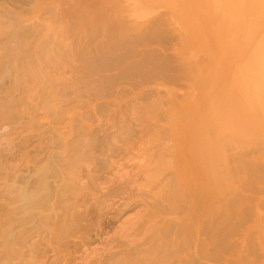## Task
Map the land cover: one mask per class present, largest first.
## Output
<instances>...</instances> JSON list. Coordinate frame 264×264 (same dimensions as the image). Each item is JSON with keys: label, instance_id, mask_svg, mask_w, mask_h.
I'll return each instance as SVG.
<instances>
[{"label": "rangeland", "instance_id": "1", "mask_svg": "<svg viewBox=\"0 0 264 264\" xmlns=\"http://www.w3.org/2000/svg\"><path fill=\"white\" fill-rule=\"evenodd\" d=\"M261 80L264 0H0V264H264Z\"/></svg>", "mask_w": 264, "mask_h": 264}, {"label": "bare ground", "instance_id": "2", "mask_svg": "<svg viewBox=\"0 0 264 264\" xmlns=\"http://www.w3.org/2000/svg\"><path fill=\"white\" fill-rule=\"evenodd\" d=\"M148 34H149V33H148ZM151 36H152V35H151ZM117 48H118V47H117ZM128 51H129V49H128ZM103 53H104V52H103ZM108 53H109V52H108ZM144 54H145V53H144ZM123 55H124V54H123ZM135 55H136V54H135ZM141 55H142V54H141ZM147 55H148V54H147ZM150 55H151V54H150ZM120 56H121V55H120ZM124 56H125V55H124ZM116 57H117V56H116ZM118 57H119V56H118ZM122 57H123V56H122ZM122 57H121V58H122ZM135 57H136V56H134L133 58H135ZM145 57H146V56H145ZM148 57H149V56H148ZM148 57H146V58H148ZM154 57H155V56H154ZM136 58H137V57H136ZM139 59H140V58H139ZM141 59H142V58H141ZM115 60H116V59H115ZM143 60H146V59H143ZM132 62H133V61H132ZM144 63H145V62H143V63L141 64V66H142ZM131 65H132V64H131ZM138 65H140L139 62H137V65H135V67L138 66ZM135 67H134V65H133V68H135ZM130 69H131V67H130ZM141 72H142V71H141ZM143 73H144V72H143ZM145 79H146V78H145ZM261 84H264V81L261 80L260 83H258V90H259V88H260L261 86H264V85H261ZM173 89H174V88H173ZM260 92H261V91H260ZM261 94H264V91H262ZM260 97H261V96H260ZM258 99H259V97H258ZM258 99H257V101H259ZM262 101H264V100H262ZM259 104H261V103H259ZM259 104H258V105H259ZM261 105L264 106V104H261ZM257 107H258V106H257ZM258 108H259V107H258ZM260 108H262V107L260 106ZM260 108H259V110H260ZM261 110H262V109H261ZM259 114H260V113H259ZM261 114H264V112L261 111ZM259 116H260V115H259ZM261 116H262V115H261ZM255 118H256V117H255ZM257 118H258V116H257ZM258 119H259V118H258ZM259 120H260V119H259ZM256 121H257V120H256ZM257 122H258V121H257ZM262 122H264V121H262ZM259 123H260V122H258V124H259ZM259 127H260V126H259ZM260 128H261V127H260ZM257 130H258V129H257ZM258 132H259V131H258ZM260 134H261V133H260ZM220 135H221V134H220ZM221 137H222V136H221ZM207 140H209V139H207ZM203 144H204V143H203ZM207 147H208V146H207ZM209 147H210V146H209ZM204 149H205V148H204ZM209 149L211 150V148H207V149H206V151L208 150V152H207V155H204V156H208V155H209V154H208V153H209ZM218 149H219V148H218ZM219 150H220V149H219ZM206 151H205V152H206ZM201 152H203V150H202ZM211 152H212V151H211ZM211 152H210V153H211ZM202 155H203V154H202ZM204 156H203V158H206V157H204ZM214 156H215V155H214ZM218 156H219V155H218ZM219 157H220V156H219ZM219 157H218V158H219ZM239 157H240V156H239ZM207 158H209V157H207ZM214 160H215V159H214ZM221 160H222V158H221ZM216 161H217V160H216ZM210 162L212 163V161H210ZM217 163H218V162H217ZM210 165H211V164H210ZM213 165H215V163H214ZM197 167H198V166H197ZM213 170H214V169H213ZM216 170H217V169H216ZM209 171H210V170H209ZM205 173H206V172H205ZM208 173H209V172H208ZM213 173H214V171H213ZM213 173H212V174H213ZM215 173H216V172H215ZM205 175H206V174H205ZM214 175H215V174H214ZM205 177H206V176H205ZM206 178H207V177H206ZM28 199H29V198H28Z\"/></svg>", "mask_w": 264, "mask_h": 264}]
</instances>
